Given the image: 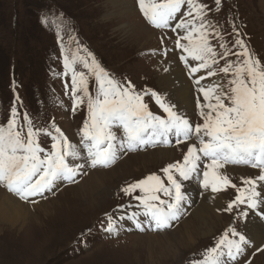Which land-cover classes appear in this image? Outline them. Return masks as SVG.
Here are the masks:
<instances>
[{
  "label": "rangeland",
  "instance_id": "1",
  "mask_svg": "<svg viewBox=\"0 0 264 264\" xmlns=\"http://www.w3.org/2000/svg\"><path fill=\"white\" fill-rule=\"evenodd\" d=\"M103 1L0 0V124L6 125L13 107L17 110L20 124L24 123L25 114L34 128H50L55 123L83 152L85 162L80 168L82 170L74 177V181H56L55 187L50 191L23 200V203L26 205L29 203L28 208L32 209L30 213L28 212L30 214L28 222L23 224L21 229L6 226L1 231L0 264H159L151 262L145 253V247L142 246L143 242L146 243L145 235L149 231L160 233L170 230L176 237L178 230L174 228L191 213L192 206L182 201L180 214L176 220L170 222L169 227L156 229L150 219L144 216L146 219L136 222V225L133 224L134 229L128 228L127 218L130 211L138 208L136 206L139 201L134 197L140 195V192L137 190L132 195H125L121 189L153 173L159 175L166 183V177L161 170L169 163L182 161L188 143L198 146L195 137L177 144L176 137L170 135L167 144H148L134 151L119 149L117 144V158L107 167L98 165L93 168L87 162V153L83 150L80 134V129L88 116L87 101L85 99V102L73 111L72 74L71 72L65 74V56L72 60L74 55L86 57L87 53H91L100 66L115 79L125 84L130 81L137 92L155 91L170 102L171 98L163 92L162 86H159L155 65L161 63L160 60L166 61L168 56L180 61L178 56H174L177 53L173 48L178 34L152 26L141 13L137 0H131L136 16L125 18V21L137 29L135 34L139 33L138 27L150 29L154 33L150 41L147 33L123 36L122 33L115 31V25L104 22ZM198 2L210 9L206 19L220 30L224 42L232 52L239 50L233 47L236 32H239L240 38L245 40L248 47L264 63V0H221L219 10L215 0ZM182 11L187 12V5ZM172 27L174 26H170ZM211 43L218 53L222 52L218 39L212 38ZM84 49L87 52L83 51ZM227 59L235 60L236 57L230 55ZM218 60L213 70L217 72V76H221L222 88L227 91L228 80L231 77L230 74L226 76L219 72L225 60L219 57ZM180 65L185 67L184 63ZM73 66L76 71H87L79 61ZM188 79L191 82V79ZM88 83L90 93L95 95L97 85L94 76L89 75ZM192 96L195 105L192 110L185 111V115L195 126L202 124L203 120L196 107L195 92ZM143 101L154 114L165 115L150 95H144ZM113 130L118 137H122L123 133L120 130L116 128ZM38 141L45 150H50L52 143L50 137L41 134ZM161 148H169L173 152L172 157L147 158L155 155V149ZM207 162L206 159L201 161L202 170L198 176L182 182L184 193L183 187L190 186L188 193L191 196L187 198L190 202L195 200L196 193L199 196L205 190L201 187L200 180L203 178V164ZM226 166L237 170L232 175L220 170L237 186H241L242 177H255L259 174L258 169L249 165L226 164ZM92 169L104 173L107 179V190L99 195L93 205L83 197L80 186L85 173ZM241 169L244 173L240 171ZM70 185L74 188L61 193ZM262 187L264 188V184H261L258 190L263 189ZM0 188L4 192L8 191L2 184ZM216 193L222 194L225 198L221 208L223 210H220L224 225L215 226L206 237L196 236V241L191 247H187L186 244L176 249L177 255L174 258L160 261V264H194L203 259L206 249L214 247L230 225L241 232L245 222L237 221L235 212L224 211L228 202L234 199L235 189L227 187ZM160 195L162 199H168L162 193ZM40 201L47 204V213L41 208H33L32 205ZM108 216H112L115 221L112 232L106 231ZM121 216L124 219H120ZM251 216L252 214L247 220ZM137 224H141L140 227H137ZM229 238L238 239L231 235ZM253 250L259 251L258 248L251 246L248 252L245 254L242 252L243 257L238 262H231L225 257L222 259L226 264L249 262L263 264L258 252L253 254ZM224 251L226 252V249ZM249 257L251 260L245 263Z\"/></svg>",
  "mask_w": 264,
  "mask_h": 264
},
{
  "label": "snow or ice",
  "instance_id": "2",
  "mask_svg": "<svg viewBox=\"0 0 264 264\" xmlns=\"http://www.w3.org/2000/svg\"><path fill=\"white\" fill-rule=\"evenodd\" d=\"M137 2L152 26L166 28L170 27V22L176 21L171 30H183L184 34L177 36L175 48L181 50L179 59L188 68L189 76L197 86L196 91L203 96V103L199 98L196 101L203 123L193 126L178 110L177 104L155 91L137 92L130 81L125 84L115 79L91 53H87L86 57L74 55L72 60L65 56V74H72L73 111L85 99L87 101L88 116L80 134L89 166L107 167L113 163L118 154L117 144L119 149L134 151L148 144H167L170 135L176 137L177 144L195 137L198 146L189 144L182 161L169 163L161 170L166 183L153 173L121 189L125 195H132L137 190L140 192L134 199L139 201L137 207L143 212H133L128 219L142 214L156 229L169 227L170 222L178 218L185 199L182 182L198 176L201 161L206 159L208 162L203 164L201 187L211 189L213 193L227 187L234 188L236 195L224 211L235 212V219L244 221L245 225L250 214L264 222V193L258 190L264 184V63L240 38L239 32H236L233 43V47L239 50L232 52L220 30L206 19L210 9L198 0ZM215 4L219 10L221 0H215ZM185 5L187 12L182 11ZM212 38L219 40L222 52L216 51ZM83 51L87 52L86 49ZM230 55L236 59L228 60ZM218 57L225 60L219 72L231 77L227 91L215 84L201 86L202 80L217 74L213 66L218 64ZM77 61L82 63L86 72L76 71L73 65ZM190 61L197 63L193 66ZM202 71L203 75H194ZM89 75L94 76L96 81L95 95L89 91ZM144 95H150L165 115L150 111L143 101ZM114 128L122 130V137L117 136ZM41 134L51 138L50 150L46 151L38 141ZM79 158L81 150L55 123L50 128H34L25 114L24 123L20 124L17 110L13 107L6 125L0 124V184L21 200L50 191L58 180L74 181L83 165L70 163V160ZM226 164L249 165L258 169L259 174L242 177L241 186H237L220 171ZM161 193L168 199H162ZM114 227L115 221L108 216L106 231L112 232ZM137 227L140 225L137 224ZM229 235L238 239H230ZM246 243L245 236L230 225L215 246L206 249L203 259L194 264H226L222 258L236 259Z\"/></svg>",
  "mask_w": 264,
  "mask_h": 264
},
{
  "label": "bare ground",
  "instance_id": "3",
  "mask_svg": "<svg viewBox=\"0 0 264 264\" xmlns=\"http://www.w3.org/2000/svg\"><path fill=\"white\" fill-rule=\"evenodd\" d=\"M103 7L104 12L102 14V20L104 22H110L111 24L115 25V31L122 33L123 36L129 34L138 36L139 33H147L148 35H146L148 36L149 41L153 39L154 33H152L147 27H141L142 29L138 27L139 33L135 34V30L137 29L132 27V24H129L127 20V22L125 21V18L129 19L130 16H136L134 12L135 9L131 5V0H104ZM177 20H179V17H177ZM138 22L140 21L138 20ZM175 23L176 21L170 22V26H175ZM177 31L180 35L184 34L183 30ZM160 62L161 63L158 62L156 65L154 64L156 66L155 75L157 77V80L159 81V86H162L161 89L171 98L172 103L178 105V110L181 111L183 115H185V111L192 110L195 105L194 98L192 96L194 92L197 95V98H199L202 103L204 102L202 94H199L196 91L197 86L194 84L193 78L189 76L188 68H183L179 64L178 60L172 58V56L168 57L166 61L160 60ZM190 63L194 66L197 62L190 61ZM203 74L204 72L202 71L201 73H197L194 75L196 77H199ZM188 78L191 79V82ZM213 84L220 85L222 87V78L220 75L217 76L216 74L215 76L207 77L206 79L201 81V86L203 87H208L209 85ZM205 111H207V109H205ZM67 137L69 138L70 142L74 144V141H72V138L68 134ZM189 144L190 143H188L187 145ZM169 148H161L157 150L155 149V155H150L147 158H171L173 152ZM71 162L73 164L85 165L83 152H81V158L74 161L70 160V163ZM79 170L81 171L82 169ZM220 170L228 175H232L235 173V171H237H234L233 167H229L226 165L223 169ZM240 171L244 173V170L241 169ZM58 181L62 182L63 180ZM106 182L107 179L105 177V174L98 172L97 169H92L85 173L80 186L82 189L81 191L84 194L83 197L87 198L89 204L93 205L95 201H97L99 195L105 193V191L107 190ZM188 187L190 186H184L183 188H185V193L183 191L182 192L185 197L183 201H185L188 206H192L191 213L188 216L190 218L188 220L187 217L185 220L181 221L176 228H174L178 230V234H176L177 236L175 237L174 232L170 230L160 233H153L152 231H149L145 235L146 243H142V241H140L142 243V246L145 247L144 250L147 257L153 263L159 262L160 264V261H163L165 259L170 260V258H174L177 255L176 249H180V247L186 244L187 247H191L192 244H194V242L196 241V236L206 237L207 235H210V232L213 231V228L215 226L221 227L224 225L223 217L220 213L223 202L225 200L224 196L222 194L213 193L211 189H205L200 193L199 196L196 193L194 195L195 200H191L192 202H190L187 199L191 196L188 193ZM71 188H74V186L70 185L68 188L62 190L61 193ZM263 189H260L262 193H264ZM262 199H264V197H262ZM28 204H24L23 200H21L14 193L9 191L4 192L0 188V233L6 226L10 227L11 229H17V227L21 229L22 225H25L28 222L30 216L29 211L32 210L31 208H28L30 206ZM32 206L36 209L41 208L46 213L48 211L47 204H44L43 201L37 202ZM133 212L142 213L143 209L138 207L136 208V210H133L132 213ZM139 215L136 216L139 220L135 219L136 217L134 219L127 220L128 228L134 229V225H136V222L146 219L143 218L144 216L142 214ZM241 233L245 236V240L248 242L246 249H248L251 245L258 248V255L260 256L264 264V222H262L258 216L252 214L250 219L247 220L246 225H243ZM156 258L157 260H155Z\"/></svg>",
  "mask_w": 264,
  "mask_h": 264
}]
</instances>
